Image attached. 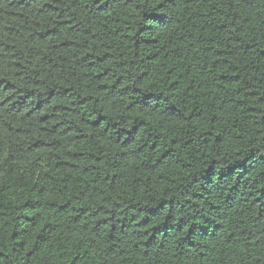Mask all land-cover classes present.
<instances>
[{
  "label": "trees",
  "instance_id": "1",
  "mask_svg": "<svg viewBox=\"0 0 264 264\" xmlns=\"http://www.w3.org/2000/svg\"><path fill=\"white\" fill-rule=\"evenodd\" d=\"M0 264H264V0H0Z\"/></svg>",
  "mask_w": 264,
  "mask_h": 264
}]
</instances>
